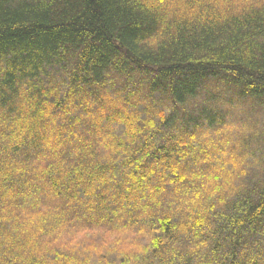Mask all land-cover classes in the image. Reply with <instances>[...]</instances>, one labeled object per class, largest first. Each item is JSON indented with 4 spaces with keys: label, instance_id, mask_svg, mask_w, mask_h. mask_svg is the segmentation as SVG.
Instances as JSON below:
<instances>
[{
    "label": "trees",
    "instance_id": "16d2710c",
    "mask_svg": "<svg viewBox=\"0 0 264 264\" xmlns=\"http://www.w3.org/2000/svg\"><path fill=\"white\" fill-rule=\"evenodd\" d=\"M0 264H264V0H0Z\"/></svg>",
    "mask_w": 264,
    "mask_h": 264
},
{
    "label": "snow or ice",
    "instance_id": "6c2138e0",
    "mask_svg": "<svg viewBox=\"0 0 264 264\" xmlns=\"http://www.w3.org/2000/svg\"><path fill=\"white\" fill-rule=\"evenodd\" d=\"M159 3L160 4H164L165 3V0H159Z\"/></svg>",
    "mask_w": 264,
    "mask_h": 264
}]
</instances>
